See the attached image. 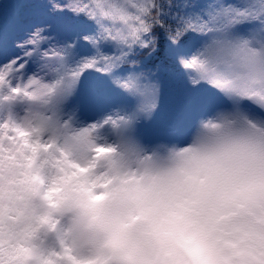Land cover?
<instances>
[{
	"label": "clouds",
	"instance_id": "obj_1",
	"mask_svg": "<svg viewBox=\"0 0 264 264\" xmlns=\"http://www.w3.org/2000/svg\"><path fill=\"white\" fill-rule=\"evenodd\" d=\"M239 71L232 95L264 112V52ZM160 147L80 122L40 86L0 92V264L264 259V117L217 113Z\"/></svg>",
	"mask_w": 264,
	"mask_h": 264
},
{
	"label": "snow or ice",
	"instance_id": "obj_2",
	"mask_svg": "<svg viewBox=\"0 0 264 264\" xmlns=\"http://www.w3.org/2000/svg\"><path fill=\"white\" fill-rule=\"evenodd\" d=\"M264 52V0H4L0 92L40 86L69 116L127 129L145 150L187 144L198 121L244 109L232 92L249 54ZM175 83L166 139L141 130ZM248 264H264L253 256Z\"/></svg>",
	"mask_w": 264,
	"mask_h": 264
},
{
	"label": "trees",
	"instance_id": "obj_3",
	"mask_svg": "<svg viewBox=\"0 0 264 264\" xmlns=\"http://www.w3.org/2000/svg\"><path fill=\"white\" fill-rule=\"evenodd\" d=\"M0 1L1 3L4 2V0H0ZM178 88L179 85L175 83H171L167 86L164 99L162 100L161 110L154 119L155 122L157 124H160V126L163 128L167 127V124L170 122L172 118V109L175 103V94Z\"/></svg>",
	"mask_w": 264,
	"mask_h": 264
},
{
	"label": "rangeland",
	"instance_id": "obj_4",
	"mask_svg": "<svg viewBox=\"0 0 264 264\" xmlns=\"http://www.w3.org/2000/svg\"><path fill=\"white\" fill-rule=\"evenodd\" d=\"M140 127H141V130L144 132L145 136H147L149 139L159 140V137H156L157 133L155 132V130L157 128H160V124H157L154 119L149 120L148 118L147 119L145 118L143 122L141 123ZM161 137L163 139H166V133H164Z\"/></svg>",
	"mask_w": 264,
	"mask_h": 264
}]
</instances>
